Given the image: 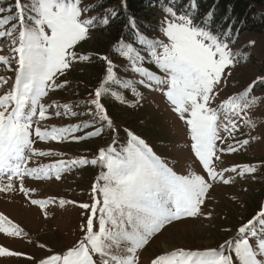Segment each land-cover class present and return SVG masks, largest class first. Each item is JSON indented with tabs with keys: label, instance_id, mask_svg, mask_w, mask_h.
<instances>
[{
	"label": "snow or ice",
	"instance_id": "6c2138e0",
	"mask_svg": "<svg viewBox=\"0 0 264 264\" xmlns=\"http://www.w3.org/2000/svg\"><path fill=\"white\" fill-rule=\"evenodd\" d=\"M98 6L88 0H0V52L7 42L9 53L0 55V66L14 73V78L0 76V88L10 85L0 94V194L19 192L47 217L48 205L56 199L33 198L36 190L26 187V180L60 181L74 169H99L91 185L90 203L58 201L60 208L73 205L82 210V235L74 244L61 252L48 249L50 254L39 260L0 245V257H25L35 264H141L140 253L167 227L189 219L213 218L208 201L216 185L234 184L237 177L254 180L264 171V160L225 166L226 154L246 150L252 141L261 139L252 135L257 127L252 112L264 106V94H255L256 87H264V75L243 90L224 95L238 54L230 47L234 43L231 27L212 28L214 10L197 22L195 0H190L188 11L177 12L174 3L162 6L163 38L141 33L134 18H129L128 26L136 31L135 42L121 39L112 49L127 61L132 73L133 78L121 79L110 55L80 51L92 30L107 27L119 15L116 9L90 15ZM96 60L103 62V75L87 100L45 102L51 92L68 86L69 81L61 82V77L79 63ZM114 86L130 91L134 100L113 91ZM138 87L160 91L166 97L171 111L184 123L189 138L186 147L200 171L190 168L187 174H178L129 129H125L126 144L117 147L118 129L105 101L111 97L135 106L142 99ZM81 116L89 119L60 126L45 123ZM244 127L249 129L248 138L237 139ZM106 130L114 133L112 143L91 157L41 163L39 158L66 154L34 146L38 141L79 143L100 137ZM0 233L26 235L2 213ZM150 264H264V205L217 247L174 248L156 255Z\"/></svg>",
	"mask_w": 264,
	"mask_h": 264
},
{
	"label": "rangeland",
	"instance_id": "374dc122",
	"mask_svg": "<svg viewBox=\"0 0 264 264\" xmlns=\"http://www.w3.org/2000/svg\"><path fill=\"white\" fill-rule=\"evenodd\" d=\"M160 15L162 21L165 14L160 13ZM160 38H163L162 33H160ZM231 38L234 43H231L230 47L234 53L238 54V63L229 77L224 95L241 91L257 76L264 75V30H245L240 32L236 38L234 36ZM4 49L0 55L9 54L7 42L4 43ZM0 76L14 78V73L0 66ZM9 87L10 85H5L0 88V94H3ZM141 90L143 97L139 101V113L128 118L125 117V115L128 116L125 113L121 120L115 121L114 124H118L119 127L133 128L141 138L145 135L146 138L143 139L153 147L158 155L165 158L169 166L173 167L178 174H187L190 168L200 171L198 165L193 164L192 154L186 147L189 138L186 136L184 123L171 111L166 97L160 91L145 87H141ZM73 92L74 88L69 82L67 87L51 92L45 102L67 103L68 100L75 98ZM255 94L258 96L264 94V87H256ZM252 115L257 120V127L252 131V135L261 137V139L252 141L246 146V150L241 149L237 153L226 154L223 157L225 166H231L234 163H257L264 160V106L254 109ZM77 118L82 121L89 119L86 116ZM142 118H145L142 127L137 126L140 122L137 125L134 124V121H140ZM79 120L66 117L52 119L45 123L49 126L53 124L60 126L76 124ZM248 132L249 129L244 127L241 133H237V139L248 138ZM79 134L81 133H77ZM96 141L99 143L93 145L92 143ZM109 144H111V139L92 138L79 143L66 142L63 144L55 142L45 144L38 141L34 146L42 150L52 148L66 154L64 157L39 158L41 163H49L51 160L69 159L80 155L91 157L98 148L107 147ZM125 144L126 135L118 130L117 147ZM98 172V168L74 169L72 172L64 173L60 181L26 180V187L36 190L33 198L53 197L56 199V203L48 205L47 217L44 216L43 210L31 205L28 199L19 192L0 194V213L8 216L26 233L21 237H8L0 233V245L10 250L26 253L39 260L50 254L48 249L61 252L74 244L82 235L79 230V225L84 220L81 215L82 210L73 205L60 208L58 201L64 198L76 201L77 204L90 203L91 185ZM211 196L208 209L214 213L212 219L203 217L189 219L167 227L140 253L141 264H150V260L156 255L174 248L195 250L217 247L224 240L234 236L236 230L264 205V171L258 172L254 180L251 177H237L234 184L228 186L218 184L212 190ZM224 228H231L232 231L225 232ZM41 244L45 247H39ZM0 264H35V260H28L25 257H0Z\"/></svg>",
	"mask_w": 264,
	"mask_h": 264
},
{
	"label": "trees",
	"instance_id": "16d2710c",
	"mask_svg": "<svg viewBox=\"0 0 264 264\" xmlns=\"http://www.w3.org/2000/svg\"><path fill=\"white\" fill-rule=\"evenodd\" d=\"M89 3H96L99 6L90 15H96L105 9H116L119 12L115 18H112L107 27H99L92 30L91 38L83 43L80 51L91 53L110 55L117 66V72L121 79L133 78L132 73L126 67L127 61L119 57L112 51L113 46L121 39L125 42H135L136 31L128 26L129 18H134L137 28L141 33L153 38H160L161 20L160 13H164L162 6L169 3L175 4V10L188 11L190 0H88ZM197 5L196 20L199 22L210 11L214 10V18L212 28L220 31L231 27V36L235 38L238 34L245 30L263 31L264 30V0H195ZM165 14V13H164ZM151 70L155 71V67L146 64ZM103 62L96 60L93 63H79L71 70L66 77H62L61 82L67 79L73 86V100L67 103L85 101L89 98L88 94L98 86L103 75ZM72 79V80H71ZM113 91H121L129 101H133L134 97L130 91H124L118 86H114ZM138 91L142 93L141 87ZM82 94V95H80ZM79 95V96H77ZM143 97V96H142ZM69 97H67L68 99ZM140 101V100H139ZM109 115L113 122L121 120L125 113V117L138 114L140 111L139 102L135 106L120 104L111 97L105 101ZM77 111H84L83 108H74ZM137 117V115H135ZM79 120L80 118L75 117ZM82 119L79 120V122ZM77 122V123H79ZM138 122H140L138 124ZM145 118L140 121H134L137 126L143 125ZM116 123V122H115ZM122 134L126 135L125 129L135 131L129 126L115 125ZM128 127V128H127ZM91 131V129H89ZM135 133V132H134ZM82 134V133H81ZM114 133L106 130L98 139L105 138L113 140ZM144 139L146 136H142ZM99 142H93L95 145Z\"/></svg>",
	"mask_w": 264,
	"mask_h": 264
}]
</instances>
